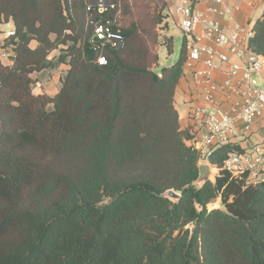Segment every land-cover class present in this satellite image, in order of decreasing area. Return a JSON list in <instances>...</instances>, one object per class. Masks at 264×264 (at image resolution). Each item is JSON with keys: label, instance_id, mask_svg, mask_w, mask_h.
Wrapping results in <instances>:
<instances>
[{"label": "trees", "instance_id": "trees-1", "mask_svg": "<svg viewBox=\"0 0 264 264\" xmlns=\"http://www.w3.org/2000/svg\"><path fill=\"white\" fill-rule=\"evenodd\" d=\"M88 1L0 0L15 31L0 41L14 54L0 64V264H264V181L221 170L241 149H215V183L192 184L198 154L173 99L183 50L159 79L127 64L124 30L98 66ZM252 30L264 56V13ZM61 65L58 93L33 95L31 74Z\"/></svg>", "mask_w": 264, "mask_h": 264}, {"label": "built area", "instance_id": "built-area-1", "mask_svg": "<svg viewBox=\"0 0 264 264\" xmlns=\"http://www.w3.org/2000/svg\"><path fill=\"white\" fill-rule=\"evenodd\" d=\"M224 1L214 0L218 5ZM197 2L175 0L170 12L182 42V70L191 76L201 100V105H192L188 112L189 121L199 123L203 129L199 140L190 147L198 154V164H209L215 149L236 145L238 137L251 135L256 120L264 121V56L249 48L252 27L227 31L198 11ZM86 11L100 15L98 21H90L93 30L89 45L97 54V65L104 66L107 64L104 52L120 49L125 44L121 9L114 0H89ZM208 12L230 15L231 10L225 8L219 12L209 8ZM4 26H12V30L1 31L0 41L15 34L10 22ZM13 56L10 48L0 46V64H12ZM216 71L223 80L218 81ZM156 74L162 77L160 71ZM221 170L232 177H245L247 183L263 182L264 138L250 148L229 152Z\"/></svg>", "mask_w": 264, "mask_h": 264}, {"label": "rangeland", "instance_id": "rangeland-1", "mask_svg": "<svg viewBox=\"0 0 264 264\" xmlns=\"http://www.w3.org/2000/svg\"><path fill=\"white\" fill-rule=\"evenodd\" d=\"M116 1L121 9L122 29L129 33V46L122 52L127 64L144 65L148 71L155 72L175 64L181 55L182 42L172 24L171 8L166 0ZM10 24L12 25L11 22ZM11 27L3 24L0 26V32L12 30ZM83 41L84 36L77 42V49L81 48ZM34 46V42L30 43L31 48ZM58 55L59 51H54L50 58ZM68 68L67 65H61L55 70L33 72L30 76L35 81L31 86L32 94L53 96L58 93ZM47 108L51 109L52 106L48 105ZM213 168L218 176L219 169ZM217 208H222L219 199L207 205L208 210Z\"/></svg>", "mask_w": 264, "mask_h": 264}, {"label": "crops", "instance_id": "crops-1", "mask_svg": "<svg viewBox=\"0 0 264 264\" xmlns=\"http://www.w3.org/2000/svg\"><path fill=\"white\" fill-rule=\"evenodd\" d=\"M175 0H166L169 8H172ZM198 11L205 13L209 18L217 21L222 28L227 31L235 27L247 29L253 27L256 20L261 18L264 13V0H225L223 4L218 5L214 0H198L196 4ZM209 8H215L223 12L225 8L231 10L230 15L220 13H209ZM183 69V68H182ZM218 81L223 80L219 71L215 72ZM174 107L178 113V122L181 130L187 131L191 138L185 141L186 146H192L199 140L203 129L199 123L191 122L188 119V112L192 105H201V100L193 85L191 76L183 72L174 92ZM264 138V121L258 119L252 125L251 135L249 137L237 138L239 149L250 148L254 144L262 141Z\"/></svg>", "mask_w": 264, "mask_h": 264}, {"label": "water", "instance_id": "water-1", "mask_svg": "<svg viewBox=\"0 0 264 264\" xmlns=\"http://www.w3.org/2000/svg\"><path fill=\"white\" fill-rule=\"evenodd\" d=\"M198 176L197 179L192 183L198 189L203 187L206 183L214 184L216 180V174L214 168L209 164H198ZM165 197L171 201L175 202L179 199L180 195L172 190H169L165 193ZM197 211H201V206H196Z\"/></svg>", "mask_w": 264, "mask_h": 264}]
</instances>
